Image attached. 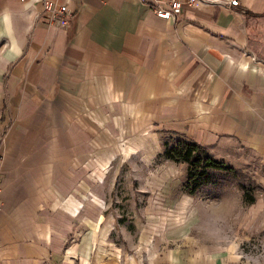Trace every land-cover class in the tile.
<instances>
[{"label": "crops", "instance_id": "obj_1", "mask_svg": "<svg viewBox=\"0 0 264 264\" xmlns=\"http://www.w3.org/2000/svg\"><path fill=\"white\" fill-rule=\"evenodd\" d=\"M45 1L0 0V264H170L155 241L109 253L110 199L140 167L153 197L166 188L150 167L167 133L217 159L250 155L264 186V0L170 20L138 0H49L63 14ZM255 199L264 214V189ZM77 224L86 231L70 241ZM194 258L238 260L218 246Z\"/></svg>", "mask_w": 264, "mask_h": 264}, {"label": "rangeland", "instance_id": "obj_2", "mask_svg": "<svg viewBox=\"0 0 264 264\" xmlns=\"http://www.w3.org/2000/svg\"><path fill=\"white\" fill-rule=\"evenodd\" d=\"M170 136L181 135L167 133L164 139ZM209 152L215 156V152ZM243 154L242 151L240 156ZM237 156L220 159L232 165L237 175L224 178L221 184L208 185L192 195L183 187L186 166L163 157L157 158L154 168L150 167L157 175L155 184L160 185L161 178L167 176L166 188L157 189L154 197L148 192L155 190L153 185L142 180L149 176L147 167H140L135 172L140 180H118L110 199L117 210L112 215L117 222L108 233V241L115 249L109 253L123 257L134 253L138 245L155 241L156 257L165 254L170 264H178L182 258L189 259L188 264H192L198 253L205 257L214 254L215 246L237 255L238 260L232 264H264V214L260 215L254 211L255 206L245 203L242 188L245 185L254 197L261 195L264 186L256 175L260 168L258 161L250 155L246 159ZM154 201L156 205L160 203L159 211H169L164 214L167 218L164 230L159 220L163 215L151 211ZM85 231L77 224L70 241H79ZM150 259L146 248L142 261L147 263Z\"/></svg>", "mask_w": 264, "mask_h": 264}, {"label": "trees", "instance_id": "obj_3", "mask_svg": "<svg viewBox=\"0 0 264 264\" xmlns=\"http://www.w3.org/2000/svg\"><path fill=\"white\" fill-rule=\"evenodd\" d=\"M163 148L164 159L186 166V180L183 187L190 195L208 185L221 184L224 178L238 174L232 165L212 157L204 146L186 137L170 136L168 139H163ZM242 188L245 203L253 204L256 200L254 195L245 185H242Z\"/></svg>", "mask_w": 264, "mask_h": 264}, {"label": "built area", "instance_id": "obj_4", "mask_svg": "<svg viewBox=\"0 0 264 264\" xmlns=\"http://www.w3.org/2000/svg\"><path fill=\"white\" fill-rule=\"evenodd\" d=\"M146 5L156 14L157 17L165 20L173 19L180 14L185 6L194 7L198 3L227 5L235 7L239 5L238 0H138ZM44 7L46 10L58 13H67L68 9L64 5L57 6L54 2L46 0ZM1 190V189H0ZM1 208V202H0Z\"/></svg>", "mask_w": 264, "mask_h": 264}]
</instances>
